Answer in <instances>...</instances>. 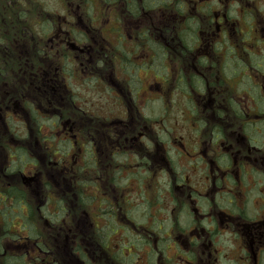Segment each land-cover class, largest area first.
Segmentation results:
<instances>
[{
  "label": "flooded vegetation",
  "instance_id": "obj_1",
  "mask_svg": "<svg viewBox=\"0 0 264 264\" xmlns=\"http://www.w3.org/2000/svg\"><path fill=\"white\" fill-rule=\"evenodd\" d=\"M89 1L92 5V0ZM188 1L192 2V9L187 8ZM123 4H126L124 15L131 18L129 23L146 13L145 28L137 25L134 31L132 25L126 29L119 24ZM36 10L0 13V46L7 49L4 55L0 51L3 63L0 73L5 70L3 88L10 85L8 75L13 58V66L21 59L17 70L20 77L29 78L24 90L28 84L45 100L53 97V103L49 102L52 112L44 111L43 103L39 109L34 106L38 119H33L37 133L30 138L33 146L24 140L26 136H21L19 129L24 127L20 120L14 128L10 125L17 132L11 140L15 139L16 144L23 140L27 146V152L16 155L15 144L10 154L21 157V181L44 175L40 180L53 187L49 190L51 198L63 197L60 201L64 202L74 193L77 174L85 171L93 175L97 170L102 175L106 170L88 195V205L94 208L90 227L97 224V230L101 229L106 214L111 221L115 218L117 221V226L110 228L113 237L108 234L109 240L121 232L125 240L117 237L115 248L100 238L91 241L102 254L99 264H215L211 256L224 264L230 259L225 244L222 243L221 249L216 238L230 234L241 239V250L253 259L250 264H257V259L264 255V0H148L140 9L137 0H103L98 14L87 17L89 22L67 27L53 23L56 18L49 27H44L47 19L44 13L50 18L55 14ZM158 10L161 16L165 12L174 13L170 39H177L182 60L194 57L195 65L188 71L181 64L176 75L168 64L158 68L155 77L161 81L156 82L151 96L158 97L165 84H172L173 91H184L186 101L180 106L192 130L188 125L185 136L169 138L158 132L155 144L148 140L152 119L143 112L146 119L138 120L134 109L138 105L137 93L142 89L139 72L151 70L155 55L157 38L154 40L153 36L155 30L158 36L160 24L154 23L152 15ZM102 18H107V25L100 24ZM27 43L31 51L34 45L42 56L37 57L34 69L26 64L24 56L21 58L22 47ZM11 48H16V56ZM128 48L131 59L122 55ZM162 52L164 59L168 57L170 63L174 62L169 41H162ZM133 70L138 72L137 76ZM91 87L98 89L97 95L111 96L107 99L115 102L109 107L103 103L104 116L88 108L87 98L86 103L78 101L83 98L82 92H90ZM152 99L153 104L156 99ZM173 103L166 108L173 109ZM26 110L27 105L19 107L17 117L22 118ZM39 117L51 120L43 125ZM23 121L29 129L28 122ZM97 123L96 131H90ZM137 127L138 134L134 137L130 131ZM151 146L161 151L155 158L149 151ZM129 153L136 163L130 172L146 169L149 175L138 173L140 184L143 187L148 179L150 192L155 190L153 196L144 191L139 205L131 202L132 197H127V189L121 183L128 177L122 176L125 168L118 159ZM45 154L47 171L42 164ZM172 155L178 157V164ZM160 172L164 174V190L162 186L158 189L154 178ZM55 175L60 177V183L57 180L55 184ZM75 198H79L77 192ZM166 203L170 206L168 210ZM250 204L254 205L253 212L249 210ZM107 205L114 206V212L108 213L104 209ZM22 208L25 210V205ZM79 224L82 223H76ZM87 243L71 240L69 262L92 264L91 253L85 248ZM131 244L136 251L128 250L125 254L124 248ZM33 247L41 251L37 245ZM70 249H76L77 257ZM118 253L124 256L120 258Z\"/></svg>",
  "mask_w": 264,
  "mask_h": 264
},
{
  "label": "rangeland",
  "instance_id": "obj_2",
  "mask_svg": "<svg viewBox=\"0 0 264 264\" xmlns=\"http://www.w3.org/2000/svg\"><path fill=\"white\" fill-rule=\"evenodd\" d=\"M35 1V2H34ZM138 1V8H143V6L145 7V4H147L148 0H137ZM103 2V0H92V5L90 3V1L88 2V0H0V13L3 14V12H5V14L7 13L8 10H12L15 11L16 13H26L27 9L33 8L34 10H36V8L42 9L44 11H48L49 13H53L55 15H52L51 18L49 17V15L47 13H44V17L47 18L44 22H43V26L44 27H49L50 24L52 23V20H55L56 18V22L53 21V23H58L59 26H64L67 27L70 24H85L86 22H89V19H87V17H91L93 18L94 16H96L98 14V10H99V6L101 5V3ZM190 4V5H189ZM187 8L189 6V8L192 9V2H187ZM125 6L126 4H123L122 7L119 9V17L120 19L119 24H121L123 27H125L126 29H128L130 27V25H132V27L134 26V31L137 30L138 27H136L137 25H140L141 28H145L146 26V13L141 14V16H139L134 22H130L129 20H131L130 15L125 14ZM130 8V6L128 7V9ZM177 8L173 9L175 11ZM127 10V9H126ZM37 11V10H36ZM196 10H193V14H195ZM166 14L161 16L160 10L156 11L153 13V20L154 23L160 24V28H159V33L157 36V30H155V34L153 36L154 40L157 38L154 46L155 49V55L154 58H152V63L150 66L149 71H145L144 69H141L139 72V82L140 86H142V89L137 93L138 95V105H136L135 107V116L138 120H145L146 117H144L143 112L150 117L152 120V130L149 131L148 133V140H150L151 142L157 144V133L159 132L160 136L162 135V133L164 132L166 134L165 138H169L170 136H180V135H184L185 136V128L190 125L191 126V130H192V124L188 122V119L186 121V112L184 111L183 107L180 106L181 104L185 103V92L180 90H175L173 91V86L172 84H165L164 85V89L162 90V86H161V91L158 94V97H153L151 96L152 93L151 91L154 90V85L156 86V82L161 81V79H159L158 77H155V74H158V68L163 67V65H167L169 66L170 70L174 73V75L177 74V71L179 69V67L181 66V64H183V68L187 69L188 71L193 70L194 69V65H195V59L194 57H187V61L184 62L182 60V55L180 54L179 51V44L177 43V39L173 41V39H170L171 33L170 32V28H171V22L174 21V13L172 15L171 13L165 12ZM143 16V17H142ZM4 17V16H3ZM20 19H21V15H20ZM151 14H150V18ZM1 20V17H0ZM43 21V20H42ZM67 21V23L65 22ZM100 24L102 25H107L108 21L107 18H102L100 21ZM132 29V28H131ZM130 29V31H131ZM157 29V28H155ZM131 35V32L130 34ZM111 40V38H109ZM162 41H164V43H166L167 41H169V48H170V54L173 56L174 62H169L168 57H166L164 59L163 57V52H162ZM160 43V44H158ZM21 47V46H20ZM24 51L25 54L30 53L31 52V46L27 43L24 47ZM4 50H7L6 48H2L0 46V51H2L3 55L6 54V52ZM14 54V56H16V48H11ZM32 58L36 61L37 57H42L39 52L37 51V48L33 45L32 47ZM130 48H128V50H125L122 54L123 57H129V59H131V55L129 54ZM156 56V57H155ZM142 58H139V60ZM124 60V58H123ZM168 61V62H167ZM125 62V60H124ZM178 62V63H177ZM15 64V60L13 58L12 63L10 64V73L8 77L11 80L10 81V85L9 87H4L2 89H0V143L2 141V138L7 137V132H8V128L7 125L5 124L6 122H9L13 128L18 125L19 123L17 122L18 120H20V123L22 124V126L24 127V129L22 130L21 128L19 129L21 132V136H26V141L30 143V146H33L32 144V140L30 139L31 137H34V129L33 127L35 126L34 121L32 122L31 120H28V117H30L29 112H30V106H35L37 107V109H39L40 104L43 103V107L42 109L46 112H48L49 110H51V105L49 104V102H47V100H45V96L44 95H40L38 93H36L35 91H32L33 89L30 88V86H27V89L25 87V90L23 88V86L25 85L24 83L27 82V80L29 79L28 77H20V73L19 70L15 69V65L13 66L12 64ZM163 63V64H162ZM129 65V64H127ZM158 65V66H157ZM156 66V67H155ZM129 71H131L132 69L129 67L128 68ZM134 71V70H133ZM134 73H136V76L138 74V72L135 70ZM163 85V83H162ZM87 90V89H86ZM78 91V90H77ZM88 93H86V91L84 90L82 92L83 94V98L81 96V98H79V102L81 103L82 100H84V102L86 103V98L90 101L89 102V106L88 108L92 111H95L96 114H103L102 116L105 115V108L103 107V103L104 106H111V104L114 105V103L107 99V97H111V96H105V95H97L98 93V89L94 90L93 87L89 88ZM90 94V96H89ZM153 98V99H152ZM147 99H149V101H147ZM156 99L154 101V103H150L153 102L151 101ZM147 101V102H146ZM172 101H174V107L172 109V107L169 106L168 108L167 105H171ZM26 102H28L27 104V110H26V115L24 114L22 116V118H18L17 117V109L19 107L25 106L26 107ZM146 102V103H145ZM148 104V105H147ZM67 106H69V103L66 104ZM123 108V107H122ZM140 109V111H139ZM138 110V111H137ZM115 113V112H114ZM116 113L121 114V112L116 111ZM106 114L109 115L108 109L106 111ZM44 115V114H43ZM24 120H26L28 122L29 125V129L25 127V123ZM39 119L41 120V123L43 125H46L47 123H49L51 120L50 118H45V117H39ZM2 120V121H1ZM48 121V122H46ZM99 122V120L97 121ZM146 122V121H145ZM10 126V127H11ZM98 126V123L90 129V131L95 130V128ZM16 131V130H14ZM96 131V130H95ZM17 133V132H16ZM130 134L135 137L136 134H138V127L131 130ZM147 140V139H146ZM145 140V141H146ZM15 145L11 143V146ZM171 150V149H170ZM149 151L151 153H153V158H155L156 155H159L160 152L159 150H157L155 148V146H151L149 148ZM131 156L133 157L134 155L131 154ZM10 156L9 152L7 151V149L2 146L0 144V186L6 185L8 184V182L13 181L16 183H21L22 186L25 185V187L27 189H29V193H30V198L32 203H38L39 199L38 196L41 195V192H43L42 194V200H43V211L46 213V216L43 217V219L46 222V225H42V232L44 233V236L46 238L45 243L43 244L42 238H38V240H33L36 237V233L34 231L33 226L29 223V221L27 220H23L22 216L19 214H14V216H10L7 218H0V224H3L5 222V224L7 225V227L10 229V232L12 231L14 235H16L17 237H7V240L2 242L3 248L6 249H13V250H17L18 247H21V251L24 252V250L27 251L28 256L26 257L27 261L29 264H34L35 261H40L39 259H41L40 263L41 264H50V262L53 261H59L60 263L64 264L65 263V258H64V254L67 256L69 255V248H68V244H70L72 239H75L76 241H79V234L75 233L76 231H72L70 235L66 236V234H68L70 227H72V218H73V214L77 217L78 213H73L70 214L69 213L66 214L67 212V208L65 207V205L63 204V202H61L60 200H63L64 198L61 197L60 200L57 199L56 195H54L55 199L51 198V194H49V190L53 189V187L51 188V185L48 184V186L46 185V189L45 193L43 191L42 188V183L44 179V175H38V178H34V177H30V180L27 181H21V177L22 175L16 174L15 173H10L7 174L6 170L4 169L6 165H11V169H16L15 167H23L20 165V160L21 157H12ZM43 158H45L42 161V164L44 165L43 168L45 171H47L48 165H46V160H48V156L47 154H45L44 156H42ZM172 157L175 160V164H178V157L176 155H172ZM134 158V157H133ZM121 162V167L125 168L124 170H122L121 174L123 177L127 176L128 178L123 179L121 181V183L125 186V188L127 189L126 193H127V197L131 198L132 197V203L134 205H139L142 201V193H144V191H146L147 193L149 192L151 196H153V193L150 192L151 187L150 182L148 181V179L144 182L143 187L140 184L139 178H138V173H145L146 175H149V172L146 171V169L144 171H139V172H130V170H134L132 164H136L135 160L130 158V153L127 155H122L121 156V160L118 159ZM180 161V160H179ZM53 162H55V160H53ZM158 162V161H156ZM174 162V161H173ZM161 165V163H157V166ZM29 167H31V165H28ZM127 167V168H126ZM27 170V169H25ZM92 172V169H90ZM131 170V171H132ZM164 172V171H163ZM163 172L158 175H154L155 180L157 181L156 185L158 186V189L160 188V186H162V189L164 190V182L163 181V177L164 174ZM97 170L95 172V174L93 175L94 178L90 181V183L88 184L87 187H84V184L88 178H91L90 174H88L85 171L80 172L79 174H77L76 179H77V186L74 187L73 190V194L71 196H73V198L75 199L76 197V191L79 189V185L83 184V187L85 188L84 193L87 194L89 191H92L94 187H96L97 183L99 182V176L97 175ZM160 177V178H159ZM51 181L53 180V177H50ZM55 179V184L58 180V183H60V177L56 176L54 177ZM56 188V185L54 186ZM90 188V189H89ZM111 190H114L113 187H111ZM123 190V193H124ZM131 192H130V191ZM49 195V196H48ZM150 196V197H151ZM83 198L86 199V197L83 196ZM52 199V200H51ZM84 199V200H85ZM89 201V200H88ZM88 201H86L87 205H88ZM74 203V202H73ZM71 204V203H70ZM167 206V210L170 208L169 204L166 203ZM88 209H94L92 206L88 205ZM104 209H107V211H111L114 212V206H106ZM254 209V205L250 204L249 205V210L250 212H253ZM26 210V209H25ZM80 210V209H78ZM43 211L41 209L42 215H43ZM12 214V213H11ZM91 214V213H90ZM144 214V213H143ZM163 217H166L165 214L162 215ZM84 218V217H83ZM112 218H109L108 216H106L105 214V220L103 221V224L101 226V229L103 230V234L106 238V241H109V247L115 248L116 247V238L118 237L119 239H123V241L125 240V236L124 233L121 232L117 233V237L113 238V240H109V238L107 237V234H110V228H113L115 225L117 226V221L116 218L113 219L111 221ZM111 221V223H110ZM53 223V225L55 224V229L51 232L52 236L48 237V235L45 233L46 230V226L48 223ZM116 222V223H115ZM97 223V222H96ZM45 226V227H44ZM80 229V228H79ZM85 229L82 230V233L80 234V237H83L85 232ZM16 233V234H15ZM34 233V235H33ZM113 233V232H112ZM112 233L110 234L111 237ZM72 234V235H71ZM24 238L25 235H30L31 237L28 239H31L30 241L27 240H23L21 236ZM66 236V238H65ZM90 238V240H89ZM220 239H222L220 241ZM85 240L88 241V243L86 244L85 248H88V250L91 253V259L93 258L94 260H101V252L99 250L98 247H95L92 245L91 241V237L89 236V233H87V235L84 237V242ZM217 241V245L221 246V249H223L222 243L225 244V252L227 253V257L230 260H226L224 262V264H250V259H252V257H247L246 253L243 252L241 249L243 247V243L240 242L241 239L238 238L237 236H234L233 234H230L229 237H227V235L219 238H216ZM42 242V243H41ZM221 242V243H220ZM36 243V244H35ZM123 244V242H122ZM37 245L41 251H35L34 247ZM133 244H131L129 246V248H124V252L125 254H127L128 250H134L136 251V247H132ZM132 247V248H131ZM37 248V247H36ZM98 248V250L96 249ZM138 249V248H137ZM34 250V252H33ZM72 251V249H70ZM140 250V249H139ZM12 251V250H11ZM142 251V250H141ZM144 252H142L141 254H143ZM171 253V252H170ZM169 253V254H170ZM73 254V253H72ZM120 258H122L124 255L121 253H118ZM106 255V253H105ZM74 256V254H73ZM75 257V256H74ZM105 257V256H104ZM96 258V259H95ZM211 260H213V263L215 264H220V259H218V262H216V259H214L213 256L210 257ZM128 257L125 258V262H127ZM21 261V260H20ZM19 261V262H20ZM79 262V261H78ZM129 262V261H128ZM230 262V263H229ZM81 263V262H80ZM257 264H264V255L260 256L257 259ZM25 264V263H24ZM223 264V263H222Z\"/></svg>",
  "mask_w": 264,
  "mask_h": 264
},
{
  "label": "trees",
  "instance_id": "obj_3",
  "mask_svg": "<svg viewBox=\"0 0 264 264\" xmlns=\"http://www.w3.org/2000/svg\"><path fill=\"white\" fill-rule=\"evenodd\" d=\"M34 12H35V10H34ZM3 23H5V21H3ZM1 24H2V21H1ZM42 46L44 47V45H42ZM43 51H45V50H43ZM32 52L33 51L25 54V51H24L21 58L24 56L23 59L26 62V64L28 66H32L33 68H31V69H34V68H36V61L32 58V55H31ZM17 62H18V65H16V67H15L16 70L19 66V63L21 62V59L18 60ZM0 65H3V63H0ZM4 72H5V70L2 69L1 73H0V89L3 88V81H4L3 80V74H4ZM27 86H28V84H27ZM49 99L53 103L52 95H50ZM46 100H47V102H50L47 99V97H46ZM27 104H28V102H26V105ZM30 108H32V110H30V112H29V115H30L29 118L32 121H34L33 119H38L36 117V111H35L34 106H30ZM33 109H34V111H33ZM48 112H52V111L49 110ZM0 117H1V114H0ZM5 124L9 125V122H6ZM8 125H7V127H8ZM36 135H37V133L34 132V137ZM12 137H16V133L11 128L7 132L6 139L2 138V141L0 143L2 146H4L7 149L9 154H11V152H12L11 151V149H12L11 143L12 144L15 143V139H14V141L11 140ZM19 142L20 143H18V144L15 143L16 147L13 150L16 155H22L23 151L27 152V150L25 149L27 146L24 143H22L23 140H20ZM22 164H23V162L20 163L21 166H22ZM10 166L11 165H6L4 168L6 170L7 174L15 173V175H16V174L20 173V167H15L16 169H11ZM48 184L45 183V181L43 182L41 190L43 189L44 193H45V190H47L45 187H46V185L48 186ZM42 194H43V192H41V195L38 196V199H39L38 203H32L31 198H30L29 189H27L25 187V185L22 186L21 183H16V182L10 181V182H8V184L0 186V218L4 219V218L10 217V216L12 217V216H14V214L21 215L23 220L29 221V223L33 226L34 231L36 233L35 238H42V241L44 244L46 241V238L44 236V233L42 232L41 224L46 225V222L48 220L45 221L43 219V217L46 216V213L43 211V207H42V205H43ZM72 204H73V198L70 199V202L67 200V203H66L67 209H70L72 207ZM24 205L26 207V211L22 208ZM41 209L43 211V215H42ZM109 212L110 211H108V213ZM55 226L56 225L55 224L53 225V223H51V222L47 224L45 233L48 235V237L52 236L53 232H51V231H53L55 229ZM72 231H76L75 233L78 234L80 229H75V226H73ZM102 231L103 230L98 229L97 231L92 232V233H94V235H93L94 241L95 240L99 241V238L103 240V237H102L103 232ZM12 233L13 232L12 231L10 232V229L7 227L5 222L3 224H0V264H24V263L29 264L28 262H30V261H27V259H26V257L28 255H27L25 250H24V252L21 251L22 250L21 247H18L17 250H13V249H6L5 250L3 248L2 242L6 241L7 237H9V236L10 237H17L16 235H14ZM33 235H34V233H33ZM19 236L22 237V235H19ZM30 237H31L30 235H25L24 238L22 237V239L30 241L31 239H28ZM17 238H19V237H17ZM35 238L33 240H35ZM95 247L99 248L98 245H96ZM98 248L97 249L95 248V249L98 250ZM77 249L79 250V249H81V247H78ZM80 251H82V249ZM71 253H73V249H72ZM75 257H77V256H75ZM64 258H65V262L68 263L69 262L68 255L66 256L64 254ZM99 262H100L99 260H94L92 258V261H91L92 264H94V263L99 264ZM69 263L70 264H77L75 262H69Z\"/></svg>",
  "mask_w": 264,
  "mask_h": 264
}]
</instances>
